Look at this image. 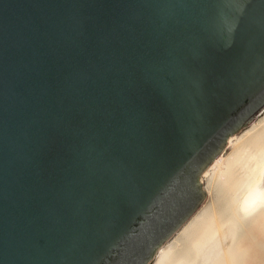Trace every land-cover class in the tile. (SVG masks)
I'll use <instances>...</instances> for the list:
<instances>
[{"label": "water", "instance_id": "water-1", "mask_svg": "<svg viewBox=\"0 0 264 264\" xmlns=\"http://www.w3.org/2000/svg\"><path fill=\"white\" fill-rule=\"evenodd\" d=\"M264 109V0H0V264H150Z\"/></svg>", "mask_w": 264, "mask_h": 264}, {"label": "bare ground", "instance_id": "bare-ground-1", "mask_svg": "<svg viewBox=\"0 0 264 264\" xmlns=\"http://www.w3.org/2000/svg\"><path fill=\"white\" fill-rule=\"evenodd\" d=\"M228 144L232 152L203 173L219 177L224 195L194 213L150 264H264V117Z\"/></svg>", "mask_w": 264, "mask_h": 264}, {"label": "rangeland", "instance_id": "rangeland-1", "mask_svg": "<svg viewBox=\"0 0 264 264\" xmlns=\"http://www.w3.org/2000/svg\"><path fill=\"white\" fill-rule=\"evenodd\" d=\"M262 117H264V109L248 125H246L241 130H239L237 132V134L242 135L248 128H251V126L254 122L259 121ZM232 150H233V144H228L224 150L225 156H228L232 152ZM202 181H203V185H204L205 189L207 190V196H206V199L204 200L203 204L199 207V209L195 212V214L197 212H199V210H201L202 208L209 207V206L211 207V205L215 201L217 202V199L220 198V196L222 194L224 195V193H223L224 188L219 183V177L212 178L211 175H209V176H203L202 175ZM221 201H222V199L221 200L219 199L220 203H221ZM260 250H261L260 254H262V253L264 254V247H261Z\"/></svg>", "mask_w": 264, "mask_h": 264}]
</instances>
